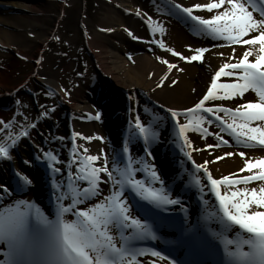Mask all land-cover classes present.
I'll return each instance as SVG.
<instances>
[{"label":"snow or ice","instance_id":"snow-or-ice-1","mask_svg":"<svg viewBox=\"0 0 264 264\" xmlns=\"http://www.w3.org/2000/svg\"><path fill=\"white\" fill-rule=\"evenodd\" d=\"M168 9L169 14L177 15L185 19V22L191 21L190 27L194 33L213 41L225 42L219 44V47L239 45L242 48L240 56L237 57L236 48L232 47L229 62L215 72L206 94L194 107L184 111L171 108L167 110L175 122L176 138L181 141V151L184 148L190 149L184 153L188 160H192V151H202L203 149L192 147L187 134L190 131L199 132L205 138L213 135L204 127L205 124L211 125L213 119L222 132L234 138L236 146L264 148V0H210L207 4H195L192 7L169 3ZM197 12L212 15L205 18L194 14ZM137 15L140 13L137 12ZM151 19L148 17L149 21ZM153 23L156 24V28L152 29L153 33L158 29L164 35L166 29L163 25ZM129 35L132 33L129 32ZM159 47L188 63L202 61L205 52L209 51L207 48H198L195 55L186 58L177 51L165 48L163 42L159 43ZM250 57H255L254 61L250 62ZM161 63L167 64L169 72L178 68L177 64L167 60H161ZM222 77L234 78L236 82L218 83ZM167 79V75L163 76L157 87H164L163 81ZM176 83L178 81H170L169 86ZM218 90H223V93L218 94ZM249 90L258 96L257 103H242L235 109L205 106L209 101L243 98ZM221 113L225 116L222 117ZM181 117L185 118V123H181ZM99 118L94 117L97 120ZM36 126L32 123L29 127L35 129ZM0 127L7 131L11 124L0 121ZM134 128L132 138L142 140L146 156L151 157L150 148L159 139L157 126L151 122L145 126L137 116ZM21 138H30L28 129H24L19 137L9 135L10 143H0V160L12 159L10 152ZM215 138L219 141L215 147L232 146L219 134ZM80 139L91 138L80 136ZM94 139L102 138L97 136ZM123 152L126 158L124 166L120 167L119 162L114 160V168L110 170L106 154L86 155L88 149L84 148V154L76 159L78 153L76 147H73L72 164L77 167L75 175L72 172L67 173L68 181L65 183H61L59 179L64 173L58 167L64 162L57 154L45 152L44 163L50 169L49 180L57 201L55 218H49L27 200H16L5 206L0 211V245L6 246L7 251L0 253L4 257L0 264H176L174 259L170 260L168 255L155 248L135 245L137 242L157 241L159 237L154 231V225L160 224L163 219L159 213L169 206L180 205L181 200L173 198L170 190L163 186L164 182L155 166L147 158L134 159L127 144ZM225 155L231 157L237 154L229 152ZM238 155L245 157L243 151ZM223 159L225 156L217 157V160ZM215 162L205 161L195 165L193 161L197 171L206 177L204 181L193 177V184L202 194L205 187L210 186V192L218 202V208H215V204L211 205L215 210L209 212L207 218L220 226V231L213 232V237L223 245L222 257L216 251L212 240L190 227L183 229L179 239L171 243L204 248L217 256L216 264H264V183L258 188L247 187L255 181L264 182V159H257L255 162L251 158L245 159L241 172L253 173L254 169H259V172L238 179L233 178L237 175L235 173L219 179L213 178L207 164ZM98 163L100 166H96ZM72 164H69V168ZM137 173H144L151 179H137ZM102 175L107 180H102ZM16 176L19 191L23 192L32 185L28 176H21L19 173ZM76 182L86 186H75ZM109 182L110 193L87 207L91 201L102 195L99 185ZM154 184L161 186L153 187ZM238 185L245 187H235ZM66 186L72 187L74 194L67 195ZM9 191L6 186H0V199L7 196ZM62 201L69 203L65 205ZM203 202L206 206L209 205L208 200ZM82 205L85 207L81 208ZM136 213H142L144 219ZM69 216L74 218L68 219ZM117 232L118 237L114 235ZM171 251L174 253L176 249ZM148 257L151 259H147Z\"/></svg>","mask_w":264,"mask_h":264},{"label":"bare ground","instance_id":"bare-ground-1","mask_svg":"<svg viewBox=\"0 0 264 264\" xmlns=\"http://www.w3.org/2000/svg\"><path fill=\"white\" fill-rule=\"evenodd\" d=\"M52 1L60 3L61 9L57 18H60V14H64L65 7L71 6L73 2V0H0V121L11 124L7 131L0 127V143H10L9 135L19 137V134L32 123L37 125L30 132V138H21L17 146L10 152L16 169L28 176L32 180V185L15 198L7 197L4 205L0 206V211L16 200L28 201L34 194L43 198L45 189L44 184L40 181L42 171L37 168L35 160L31 159L29 155L30 152L37 151L36 148L32 151V143L37 144L36 147L41 149L44 154L47 152V148L43 139L47 138V144L55 149L58 158L64 162L62 165H58L64 174L69 170L75 172L77 167L71 162L69 164H72V167L69 168L68 164L71 138L74 139L80 151L76 159H79V156L84 154L83 149L87 148L86 155L104 156L106 154L109 169L112 170L114 168L113 161L116 160L121 147L123 131L127 126L130 131L125 145L127 144L133 151L132 157L138 159L143 152L142 140L132 138L137 116L145 126L151 122L157 126L159 131L158 142L151 146L152 155L147 159L149 163L157 166L161 180L165 178L171 180L186 160L187 169L182 179L185 176H190L191 168H196L195 165L214 160L215 163L207 164L208 171L212 173L213 178L219 179L234 173L237 175L233 177L246 176L259 172V169H254L253 173L241 172V169L244 167L245 159L251 158L254 162L257 159H264V149L214 148L219 143L215 138L216 134L228 141L231 138L226 132H222L214 122L211 125H204L208 132L213 133L206 138L199 132H188L192 147L203 149L202 151H192V160H188L184 153L190 149L184 148L181 151V141L176 138L175 122L167 111L169 108L184 111L189 107H194L207 92L215 72L224 63L229 62L232 47L236 48L237 57L241 54V46L219 47V44L225 42L213 41L201 34H196L190 27L191 21L185 22V19L169 14V3L192 7L195 4H207L210 0H108L111 7L107 9L104 6V9L107 10L92 16L95 20L93 27L89 25L88 15L82 17L85 37L84 45H81L83 47L86 45L91 64H86L81 54L76 53L75 56L73 54L70 56L67 53L65 58L72 59V61L68 65L65 64L66 68L62 70V74L59 72L62 59H59L58 63L47 59L46 68L42 59L43 50H52L51 40L53 34H57L55 27L49 26L48 20L44 18L48 13L46 5L47 3L51 4ZM102 5L97 8L103 7ZM137 12L140 15H137ZM194 14L202 15L205 18H210L212 15L206 12ZM148 17L152 18L151 21L148 20ZM153 22L163 25L166 29L164 35H161L158 29L153 33L152 29L156 28V24ZM129 32L132 33L131 36ZM151 41H156V43ZM36 42H38L37 55L32 57L29 52ZM160 42L164 43L165 48L177 51L186 58L195 55V50L200 46L209 49V51L205 53L200 64L196 61L188 63L186 60L182 61L178 56L174 57L170 52L161 49ZM213 45L215 47L211 48ZM21 57L35 58L34 67L23 82L12 87L10 81L17 72L15 69L19 63L18 59ZM5 58H13L7 67L2 65ZM254 59L255 57H250V62ZM161 60L175 63L178 68L169 72L167 64L161 63ZM231 62L235 63L236 61L231 60ZM179 69H183V71ZM165 75L168 76V79L163 81L164 87H157ZM66 77L70 84L65 87ZM37 80L47 88V109L41 107L38 110L29 97L30 94L23 93L24 89H32L31 84ZM221 80L223 79L221 78ZM170 81H178V83L169 86ZM222 93L223 90H218V94ZM256 98L257 95L249 90L243 98L209 101L205 106L224 105L235 109L242 103H257L258 99ZM98 114L100 119L97 121L94 117ZM220 115L225 116L223 113ZM68 116L73 128L72 133L69 130L71 126L68 124ZM161 117L163 119H160ZM180 119L181 123L186 122L184 117ZM60 135L65 139V148L62 146L63 140L59 139ZM80 136L91 139H80ZM97 136L102 139H94ZM210 145L213 147H209ZM241 151L245 153L243 158L238 155ZM229 152L237 155L228 157L225 154ZM39 156L41 157V155ZM220 156H225V159L217 160V157ZM21 157H24L26 165ZM152 158L155 160L153 161ZM178 158L182 163L175 165ZM193 161H195V165ZM100 163L96 166H100ZM119 164L122 167L120 162ZM10 172L9 160L0 161V184L11 182L12 174ZM113 174L115 175V172ZM50 175V171H47V176L50 177ZM196 177L204 181L202 172L197 171ZM101 179L107 180L105 176H101ZM261 183L264 182L259 181L247 187L258 188ZM99 187L102 195L91 201L87 207H91L92 204L103 199V196L109 194L110 182L101 183ZM238 187L243 189L245 186ZM49 189H51V184H47V193ZM67 203L68 201H66ZM80 207L84 208L85 206ZM197 215L200 217L197 224L198 230H201L202 226L199 225L202 220L198 209L194 218H197ZM209 221H211V225H215L213 220ZM214 229L220 230L216 225ZM177 246L179 257L184 263L190 264L188 251L185 250L189 247L179 243Z\"/></svg>","mask_w":264,"mask_h":264},{"label":"rangeland","instance_id":"rangeland-1","mask_svg":"<svg viewBox=\"0 0 264 264\" xmlns=\"http://www.w3.org/2000/svg\"><path fill=\"white\" fill-rule=\"evenodd\" d=\"M103 4V5H102ZM99 5H102L103 7H100ZM47 9L48 13L46 16H44L45 19L48 20V25L55 27V31L57 34H53V39L51 40V48L52 50H43L42 53V59L44 61L45 68L47 67V59L51 61H57V63L60 61L59 59H62L61 65L59 68V72L62 74V70L66 68L65 64L68 65V63L71 60H68L65 58V55L69 53L71 56H75L76 53L81 54L82 57H84L86 64L90 65V59L88 57V49L81 44H83V39L85 37L84 28L82 25V17L83 15H88L89 18V25L93 27L94 25V18L92 16L99 14V12H103L111 7V4L108 0H73L71 3V6H66L64 9V14H60V18H57L58 14L60 13V3L57 1H52V3H47ZM104 6L107 8L104 9ZM58 19V20H57ZM57 21V22H56ZM40 24V23H39ZM57 24V26H56ZM16 30V29H15ZM38 42H36L32 50L29 52V54L33 57H35L36 50H37ZM84 45V44H83ZM60 55V56H59ZM13 58H5L4 62H2L3 67H7L8 64L12 62ZM34 60L29 58H22L18 59V65L16 67V74L12 76L11 83L12 87L14 85H18L23 80H25L26 76L31 72V70L34 67ZM63 62V65H62ZM74 62V61H73ZM63 66V67H62ZM59 73V74H60ZM68 77H66L67 79ZM67 82L64 83V86H68L70 83L68 79ZM31 89L26 90L24 89V94L31 96H35V105L38 109L41 107L47 108V88L41 81H35L31 84ZM32 100V97H31ZM34 100V99H33ZM32 100V101H33Z\"/></svg>","mask_w":264,"mask_h":264}]
</instances>
